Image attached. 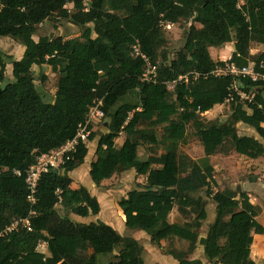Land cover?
Wrapping results in <instances>:
<instances>
[{
  "label": "trees",
  "instance_id": "1",
  "mask_svg": "<svg viewBox=\"0 0 264 264\" xmlns=\"http://www.w3.org/2000/svg\"><path fill=\"white\" fill-rule=\"evenodd\" d=\"M53 16L80 28L79 38L35 41L37 27ZM181 21L191 24L182 50L158 64V50L166 42L164 26ZM0 38L23 47L21 58L11 63L12 81L5 76L9 58L0 52V264H143L139 241L104 222L82 224L69 217L84 219L100 213L97 198L85 187L71 188L69 174L84 163L87 145L79 144L56 173L41 176L35 204L27 200L28 169L41 155L75 138L96 99L102 101L101 124L107 132L99 137L89 166L91 182L99 186L131 170L146 180L117 203L127 228L143 232L157 248L162 241L187 242L186 251L164 253L178 264H202L189 260L197 245L203 247L208 264H255L250 257L253 234H264L256 220L259 209L236 190L212 191L211 185H218L210 157L225 153L226 142L249 159L264 154L262 143L236 131L242 123L264 143V82L238 79L240 90L256 91L253 104L236 97L229 103L231 117L225 123L204 122L202 115L225 104L232 84L229 77L211 75L225 63L214 62L209 48L234 43L227 63L252 64L264 76V49L257 55L250 53L252 44L264 46V0H91L86 12L80 0H0ZM136 44L156 68L149 83L141 82L145 65L132 55ZM45 66L59 76L51 97L38 89L34 76V68H39L45 81L41 71ZM191 73L199 77L194 80ZM184 76L186 83L178 82ZM173 83L170 92L168 85ZM101 124L93 127L89 143ZM189 124L204 151L196 161L179 153ZM158 127L163 128L161 140L155 131ZM120 136L124 142L116 146ZM159 143L165 145L163 154L139 159L143 144ZM202 190L215 206L211 222L202 199L194 198ZM174 210L183 222L169 221ZM190 213L196 215L192 221L185 219ZM18 220H28L31 232L19 226L2 234ZM42 240L48 243L46 258L36 252ZM106 256L112 260L102 262Z\"/></svg>",
  "mask_w": 264,
  "mask_h": 264
},
{
  "label": "rangeland",
  "instance_id": "2",
  "mask_svg": "<svg viewBox=\"0 0 264 264\" xmlns=\"http://www.w3.org/2000/svg\"><path fill=\"white\" fill-rule=\"evenodd\" d=\"M68 11H72V9L67 8ZM189 21H181L176 25H169L170 28H167L166 25L163 28V34L165 37V44L160 47L158 50V64H162L163 60L166 58L167 61L174 59L175 55L182 50L185 43V31L190 27ZM199 29L200 26L196 25ZM81 33L80 28L72 25L66 20L60 19L58 16H53L48 19L42 25L37 27L36 33L34 34L33 39L38 41L41 37H64L66 39H74L79 38ZM94 37V36H92ZM232 38L234 39V35L232 34ZM234 48V43H230L228 47L223 48H210L209 55L214 62H226L230 58V53ZM264 49V46H259L252 44L250 53L252 55H257L261 53ZM0 52L3 53L6 57H8L5 76L8 81H12V65L11 63L15 60H19L23 54V47L19 45L16 41L9 38H0ZM229 52V53H228ZM43 75L46 77L45 81H42L41 76L39 74V68H34V76L36 78V86L45 96H53L59 76L57 74H53L51 69L47 66L41 68ZM175 84L168 85V89L170 92L174 91ZM254 95L256 93L255 90H252ZM175 97L172 96L173 100ZM133 100V99H132ZM247 103V102H243ZM249 104V103H247ZM231 117V111L229 107V103H225L222 106H218L217 108H213L208 114L204 113L202 115V119L204 122H211L216 124L225 123ZM96 132L94 133V138L91 142L87 144V148L89 151V155H92L94 150L96 149L97 142L99 137L103 134H106L107 128L105 124H101L95 128ZM156 135L161 140L163 137V128H156ZM237 134H252L257 136L253 130H247L246 126H241L236 128ZM258 137V136H257ZM124 141V137L120 136L118 140L115 141L116 146H119ZM226 152L224 155H212L210 157V164L213 169H216V172H213V177L218 180L220 186H217V190H222L223 187L225 189L234 190L237 183L245 182L247 180H251L254 178L255 173H259V176H264V160L260 165L250 162L249 160L241 157L234 156V152L231 149L230 143L226 142L225 144ZM165 145L159 143L155 146L145 145L143 144L139 148V159L141 161L147 160L150 156H159L164 153ZM233 152V153H231ZM179 153L187 155L191 160L196 161L204 157L203 147L199 141V138L195 135V129L192 124L187 126V137L185 142L179 144ZM220 153V152H219ZM224 156L229 157V161L223 162ZM89 159V158H88ZM88 159L86 158L84 163L78 167L74 172L70 173L69 176L72 179L71 188L77 189L80 186L85 187L91 195L97 196L99 198L100 205V213L97 217H88V218H79L74 215H69V217L76 223H85L88 224L90 222L101 221L104 223H109L113 228L119 232L122 236L126 237H134L136 236L134 232H132L129 228H127L125 222L123 221L120 215V209L117 206L118 201L125 197L126 194L135 188H138L139 185H144L146 183L145 177H140L132 171L119 172L115 174L111 179L105 181L103 184L101 183L99 186H95L88 174ZM261 167V170L259 171ZM153 168H158L157 166H153ZM254 180V179H253ZM211 189L214 192V186L211 185ZM205 190L200 191L194 198H200L203 201V206L207 211L208 218L207 222H211L214 220V205L210 197L205 196ZM264 203V197H261ZM259 209V208H258ZM58 210L61 213V210L58 206ZM261 211V210H259ZM196 215H187V220L192 221ZM121 217V218H120ZM98 219V220H97ZM171 219L176 220L180 219L182 222L184 221L183 217H180L179 213L174 210L171 215ZM206 227L200 230V235L203 236L205 234ZM143 233V232H139ZM144 234V233H143ZM181 242V244H180ZM141 246H143V264H165L162 263L161 258H154L155 255L152 251H156L155 249H149V245L147 241L140 239ZM185 243V244H184ZM183 241H178L179 249L175 248V244L166 242L164 246L158 249V255L164 254L166 251L170 249H174L176 251H186L188 247V243ZM197 245L196 247H198ZM195 247V248H196ZM145 251V252H144ZM197 255V259H200L202 264H208L203 254L195 253ZM165 255V254H164ZM112 260V256H106L101 259L102 262H106ZM159 260V262H158ZM168 264V263H166Z\"/></svg>",
  "mask_w": 264,
  "mask_h": 264
},
{
  "label": "built area",
  "instance_id": "3",
  "mask_svg": "<svg viewBox=\"0 0 264 264\" xmlns=\"http://www.w3.org/2000/svg\"><path fill=\"white\" fill-rule=\"evenodd\" d=\"M80 2L83 11H88L91 0H80ZM166 27L170 28L169 25ZM132 55L134 57L140 58L145 65V71L141 77V82L149 83L153 81L155 78L156 68L152 67L149 60L139 51V44H136V46H134ZM224 63L225 64L223 66L216 67L214 71L211 72V75L218 77H229L232 79L230 92L225 100V103H231L237 97L242 103L247 102L249 104H253L254 96L246 94L245 92L240 90L237 86V81L238 79H247L251 83L264 82V76L255 72L254 66L252 64L244 67H237L234 64L227 63V61ZM191 75L193 76L194 80L199 77V75L196 73H191ZM186 80V76H184L180 77L178 79V82L186 83ZM101 108L102 101L99 99L94 100L87 118L82 124L78 126L75 138L71 141H68L59 149L51 151L48 154L41 155L37 158L35 164L28 169L25 174V184L29 192L27 200L30 204H35L34 197L41 176L48 173L49 171L57 170L60 166L64 165L66 161H69L70 158L68 157V154L75 153L76 147L79 144L87 145L89 143L90 136L93 132V127L103 122L104 113ZM14 173L16 174V172ZM19 226H21L27 232H31L32 230L28 220H18L7 227L2 234L6 235L7 233L16 230ZM36 252L43 255L44 258L48 257V243L43 240L39 241L36 245Z\"/></svg>",
  "mask_w": 264,
  "mask_h": 264
},
{
  "label": "crops",
  "instance_id": "4",
  "mask_svg": "<svg viewBox=\"0 0 264 264\" xmlns=\"http://www.w3.org/2000/svg\"><path fill=\"white\" fill-rule=\"evenodd\" d=\"M229 46V44H227L226 46H224V47H228ZM223 48V47H222ZM210 50V48L208 49V51ZM234 52V48H232V51H231V53H230V57H231V55H232V53ZM229 53V52H228ZM229 57V58H230ZM222 62H224V61H222ZM218 106H222V105H217V106H214L213 108H217ZM211 111V110H210ZM209 111V112H210ZM209 112H207V114L209 113ZM240 125L241 126H246V125H244V124H242V123H238L237 125H236V128H239L240 127ZM263 126H264V124H263ZM247 127V130L249 129H251V128H249L248 126H246ZM251 130H253V129H251ZM254 131V130H253ZM255 132V131H254ZM239 135V134H238ZM257 135V134H256ZM239 136H246V137H252V138H254V139H256V140H258L260 143H262V145H263V149H264V143L262 142V140L259 138V137H257V136H254V135H248V134H243V135H239ZM124 142V141H123ZM122 142V143H123ZM94 142H90L89 143V145L90 144H93ZM122 143L119 145V146H121L122 145ZM89 148V147H88ZM94 153L92 154V155H89V153H88V155H87V159H88V171H89V166H90V164H91V162L92 161H94L95 160V150L93 151ZM234 152V151H233ZM233 152H231V153H233ZM224 155L222 152H218V153H216V154H214V156L215 155ZM221 155V156H222ZM234 156H237V157H241V158H245V159H247V160H249L250 162H252V163H255V164H257V165H260L262 162H263V160H264V154L261 156V157H259V158H257V159H249V158H247V157H245V156H242V155H239V154H237V153H235L234 152V154H233ZM223 159V162H227V161H229L230 159H229V157L228 156H224V157H222ZM261 170V167H260V169H259V171ZM132 171V170H131ZM216 172V169L214 168V173ZM254 179V180H253ZM214 180H215V182H216V184L218 185V186H220V184H219V182H218V180L217 179H215V176H214ZM107 181V180H106ZM105 181H103L102 182V184L104 183ZM223 189H224V187H223ZM222 189V190H223ZM234 190H236L237 192H239V193H243V194H245L248 198H249V201L251 202V204L254 206V207H257V208H259V210H261V211H259V214H258V216L256 217V220H257V222L264 228V203H263V201H262V198L261 197H264V176H259V173L257 174V173H255L254 174V178H252L251 180L249 179V180H247V181H245V182H240V183H237V185H236V187H235V189ZM217 191V189L216 188H214V192H216ZM94 196V195H93ZM94 197H96L97 198V200H98V202H99V198L97 197V196H94ZM121 211V210H120ZM214 211H215V206H214ZM172 215V214H171ZM171 215H170V217H169V221L172 223V222H174V220L173 219H171ZM214 216H215V214H214ZM97 217V216H96ZM121 218V217H120ZM98 220V219H97ZM125 222V221H124ZM105 224H107V225H110L111 226V224H109V223H105ZM113 227V226H112ZM132 232H134L133 230H131ZM135 233V235L136 236H134L133 238L135 239V240H137V241H139L140 242V239H142V240H144V241H147V243H148V245H149V249H155L156 251H152V253L155 255V257L154 258H161L162 259V263H168V264H178L175 260H173L171 257H169V256H166V255H162V254H160L159 253V257H158V255H156L157 253H158V249L159 248H157V247H155V246H153V245H151L150 244V241H149V238L146 236V235H144L143 233H139V232H134ZM200 237H203V236H200ZM165 241H162L160 244H161V246H164L165 245ZM171 243H173V244H175V248L176 249H179L178 247H179V244H178V240L177 239H173L172 241H170V244ZM184 243V242H183ZM180 244H181V242H180ZM185 244V243H184ZM142 248H144L143 246H142ZM189 248V245H188V247H187V249ZM145 249V248H144ZM145 252V251H144ZM195 253H199L200 255L201 254H203V247L202 246H198V247H196L195 249H194V251L192 252V254L189 256V260L190 261H194V260H199V261H201L200 259H197V255L195 254ZM250 257H251V259L254 261V263L255 264H264V234L263 235H255V234H253V243H252V246H251V248H250ZM142 259H143V257H142ZM158 262H159V260H158ZM155 264H159V263H155Z\"/></svg>",
  "mask_w": 264,
  "mask_h": 264
},
{
  "label": "water",
  "instance_id": "5",
  "mask_svg": "<svg viewBox=\"0 0 264 264\" xmlns=\"http://www.w3.org/2000/svg\"><path fill=\"white\" fill-rule=\"evenodd\" d=\"M57 172V170H55V173Z\"/></svg>",
  "mask_w": 264,
  "mask_h": 264
}]
</instances>
